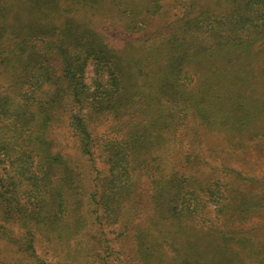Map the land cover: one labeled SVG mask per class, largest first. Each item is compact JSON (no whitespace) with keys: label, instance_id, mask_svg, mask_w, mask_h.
<instances>
[{"label":"trees","instance_id":"obj_1","mask_svg":"<svg viewBox=\"0 0 264 264\" xmlns=\"http://www.w3.org/2000/svg\"><path fill=\"white\" fill-rule=\"evenodd\" d=\"M262 47L264 0H0V246L108 264L109 225L139 264H264L263 176L201 134L264 158Z\"/></svg>","mask_w":264,"mask_h":264},{"label":"rangeland","instance_id":"obj_2","mask_svg":"<svg viewBox=\"0 0 264 264\" xmlns=\"http://www.w3.org/2000/svg\"><path fill=\"white\" fill-rule=\"evenodd\" d=\"M202 1V2H201ZM205 0H200V3L203 4ZM181 15L179 14V17ZM111 21H102L99 24L102 27L108 29L110 33L115 36H121L124 34V29L119 22H115V24H110ZM161 23L157 19H152L149 21V27H155V25H159ZM264 47H262V51H260V55H264ZM95 126V133L96 135L100 136V138H105L108 136L110 130L108 128L107 120H100L96 121ZM202 138L204 139L202 142L203 148L206 150V154L209 156V159L213 162L212 164H217L220 161L231 165L237 169H244L243 172H247V175L255 174L260 178L263 176L262 181L260 184H264V158H262L257 152H253L252 150L249 151H241V155L227 153L228 150L222 152L221 146L217 145L218 138L216 136H211L206 134L204 131H201ZM111 135V134H110ZM49 138L53 140L58 150L62 152H66L68 155L74 154L73 148V139L70 135L69 130L64 125L61 126H54L49 134ZM103 159L98 158L97 163L100 168L105 169L106 166L102 162ZM252 169H256V172H252ZM232 175V174H231ZM230 175V176H231ZM229 176V177H230ZM138 193L141 195L142 200H146V196L148 195L149 191V183L145 178H141L138 181L137 185ZM256 187V186H255ZM103 223L104 220H102ZM252 222H259L263 223V217L254 216L252 218ZM114 228L111 226L105 227L106 239H109V246H110V255L107 258L108 264H139L138 259L135 257L136 247L135 242L132 240L130 236L124 239H117L115 237ZM38 253L41 257L45 259H49L51 262H55L57 264H72L74 263L71 260H67L64 251L56 250L51 252V254H45L44 245L38 244ZM0 251L2 257L5 259H11V261H18L20 264H26L27 262H32L30 258H28L25 254L19 253L14 250L9 244L2 243L0 246ZM60 251V252H59ZM101 249H96L93 254H91V262L94 261L93 264H97V260L102 256V254L97 256V253H100ZM13 258V260H12ZM33 263V262H32ZM38 264V263H33ZM75 264V263H74Z\"/></svg>","mask_w":264,"mask_h":264}]
</instances>
